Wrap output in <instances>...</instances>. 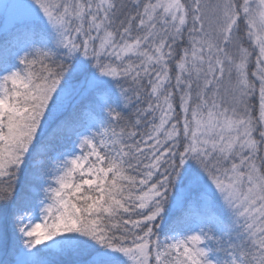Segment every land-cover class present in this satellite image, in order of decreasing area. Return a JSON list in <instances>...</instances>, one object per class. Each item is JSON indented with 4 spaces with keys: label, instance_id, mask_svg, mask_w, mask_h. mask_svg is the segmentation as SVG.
Masks as SVG:
<instances>
[{
    "label": "snow or ice",
    "instance_id": "1",
    "mask_svg": "<svg viewBox=\"0 0 264 264\" xmlns=\"http://www.w3.org/2000/svg\"><path fill=\"white\" fill-rule=\"evenodd\" d=\"M0 264H264V0H0Z\"/></svg>",
    "mask_w": 264,
    "mask_h": 264
},
{
    "label": "rangeland",
    "instance_id": "2",
    "mask_svg": "<svg viewBox=\"0 0 264 264\" xmlns=\"http://www.w3.org/2000/svg\"><path fill=\"white\" fill-rule=\"evenodd\" d=\"M255 67V65H254V63L251 65V68H249V71L251 72V70H252V68H254Z\"/></svg>",
    "mask_w": 264,
    "mask_h": 264
},
{
    "label": "trees",
    "instance_id": "3",
    "mask_svg": "<svg viewBox=\"0 0 264 264\" xmlns=\"http://www.w3.org/2000/svg\"><path fill=\"white\" fill-rule=\"evenodd\" d=\"M250 68H251V66H250Z\"/></svg>",
    "mask_w": 264,
    "mask_h": 264
}]
</instances>
